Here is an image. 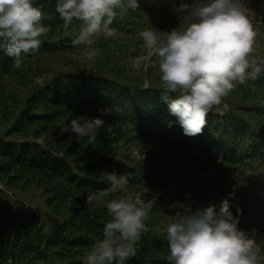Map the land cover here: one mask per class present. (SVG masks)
I'll use <instances>...</instances> for the list:
<instances>
[{
  "label": "trees",
  "instance_id": "16d2710c",
  "mask_svg": "<svg viewBox=\"0 0 264 264\" xmlns=\"http://www.w3.org/2000/svg\"><path fill=\"white\" fill-rule=\"evenodd\" d=\"M33 3L49 28L40 48L22 54L19 68L0 49V264H83L111 219L106 207L87 206L85 199L110 186L104 174L112 171L125 174L128 184L108 200L125 189H160L148 209V231L126 264H168V221L210 204L218 209L224 199L234 217L240 210L238 228L264 244V77L238 85L210 110L203 133L188 137L161 99L158 62L139 36L145 28L170 32L180 14L138 0L136 11L117 10L110 25L116 35L92 38L100 55L79 61L68 55L85 54L84 45L72 44L81 22L65 27L57 0ZM259 16L249 18L257 33L250 58L258 61L264 60ZM146 56L148 63H132ZM104 108L113 111L102 115ZM77 116L104 120L95 140L61 131ZM144 149L165 152L171 171L162 160L143 167L133 153ZM33 190L65 218L43 216L25 198Z\"/></svg>",
  "mask_w": 264,
  "mask_h": 264
},
{
  "label": "clouds",
  "instance_id": "9594fccd",
  "mask_svg": "<svg viewBox=\"0 0 264 264\" xmlns=\"http://www.w3.org/2000/svg\"><path fill=\"white\" fill-rule=\"evenodd\" d=\"M138 8V0H57L56 11L65 27L74 20L81 22L72 44L84 45L86 58L94 61L100 51L91 49L92 38L116 35L110 25L117 10L125 13ZM174 10L180 14L176 28L163 34L145 28L139 36L158 62L162 101L183 134L195 137L203 133L207 115L224 97L238 85L264 77V60L250 58L257 33L245 0H181ZM42 19L43 12L33 0H0V49L14 58L15 67H20L22 54L40 48V37L49 30ZM100 111L110 115L113 109ZM103 125L101 118L77 116L61 131L92 141ZM37 143L46 147L43 139ZM104 175L110 186L88 195L85 204L106 207L111 219L104 224L102 239L84 254L83 264H126L136 256L141 234L148 231V210L130 195L106 199L123 189L128 178L115 171ZM238 215L233 216L228 199L218 209L210 204L188 214L177 213L166 228L168 264H259L264 244L238 228Z\"/></svg>",
  "mask_w": 264,
  "mask_h": 264
},
{
  "label": "rangeland",
  "instance_id": "374dc122",
  "mask_svg": "<svg viewBox=\"0 0 264 264\" xmlns=\"http://www.w3.org/2000/svg\"><path fill=\"white\" fill-rule=\"evenodd\" d=\"M181 0H149V3L157 5V6H162L165 9H168L169 11H173L174 13H177L174 8L175 6L179 5ZM185 3H191L192 0H183ZM245 3L247 7L251 10V13L249 15V18H253L255 14L260 15L259 17H264V0H245ZM264 19V18H263ZM259 23L264 24V20L259 21ZM68 57H72L73 59L77 58L79 61H85L86 56L85 54H74V55H68ZM132 63L135 66H140L142 64H146L149 61V57L146 56L145 58L139 59H131ZM45 75H39L37 76V81H42L44 80ZM9 104L12 103V101L8 100ZM225 109V108H224ZM216 150L219 151V156L222 155L221 148H217ZM133 157H135L137 160L140 161V164L145 167V168H153L154 166L157 165L161 160L164 161L163 166L166 167V170L170 172V168L166 166V154L165 152L162 151H157V150H148L144 149L143 151H138L135 150L133 153ZM1 187V184H0ZM121 190V189H120ZM159 187H153V188H147L140 190L138 192H135L134 190L131 189H125L124 192L119 193L120 197L124 195H130L134 199H137L140 201V206L146 208L147 210L150 207L151 202L153 201L154 198L157 197V193L159 191ZM119 191V190H117ZM255 191V190H252ZM252 199L255 201L258 200L259 195L255 192H250ZM25 198L28 200L27 202H30V204L35 207L39 208L43 216L50 215L54 217L55 219L62 220L65 218L64 215H56L50 208H48L44 203H43V198L38 194V190H33L29 193L26 194ZM259 208L261 209L262 215H264V209H263V204L259 202ZM170 221H168L169 223ZM49 224V222L47 223ZM259 264H264V254H262Z\"/></svg>",
  "mask_w": 264,
  "mask_h": 264
}]
</instances>
